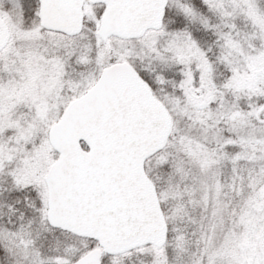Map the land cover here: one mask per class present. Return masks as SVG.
<instances>
[{
    "label": "rangeland",
    "instance_id": "374dc122",
    "mask_svg": "<svg viewBox=\"0 0 264 264\" xmlns=\"http://www.w3.org/2000/svg\"><path fill=\"white\" fill-rule=\"evenodd\" d=\"M41 7L0 0L10 33L0 50V264H70L97 249L101 264H263L264 217H242L239 192L264 148V0H166L161 27L131 38L100 35L104 4L86 1L74 36L45 28ZM118 65L170 120L144 164L166 237L107 254L49 225L47 176L60 154L47 146L51 126ZM184 136L192 145L174 150ZM242 138L262 142L244 152Z\"/></svg>",
    "mask_w": 264,
    "mask_h": 264
},
{
    "label": "water",
    "instance_id": "95a60500",
    "mask_svg": "<svg viewBox=\"0 0 264 264\" xmlns=\"http://www.w3.org/2000/svg\"><path fill=\"white\" fill-rule=\"evenodd\" d=\"M40 1L43 25L79 32L84 0ZM92 1L107 4L101 36L133 37L157 28L165 5V0ZM9 36L0 16V50ZM169 128L165 109L129 66L106 70L50 131L61 152L47 176L52 223L95 238L109 254L163 242L165 223L143 161L162 146ZM70 264H101V251Z\"/></svg>",
    "mask_w": 264,
    "mask_h": 264
},
{
    "label": "trees",
    "instance_id": "16d2710c",
    "mask_svg": "<svg viewBox=\"0 0 264 264\" xmlns=\"http://www.w3.org/2000/svg\"><path fill=\"white\" fill-rule=\"evenodd\" d=\"M60 44H61V42H60ZM258 73H261V70H259ZM176 139L177 140H175V142L172 144V147L174 148V150H175V147L178 146V144H180L182 142H184L187 147L192 145L190 143V139L186 138L185 136L181 140H180V138H179V140H178V138H176ZM239 142L243 146L242 151L250 152L251 149L254 148L255 146L259 145V143H261L262 140L252 139V138H249V139L242 138L239 140ZM47 148H48V151L50 152V154L54 153V156H55V154L57 152L54 149V147L49 144L47 146ZM176 149H177V147H176ZM263 149L264 148H261L262 158L260 160H258L259 161L258 163H255L256 162V155H254V160H255L254 163L257 164L255 166V169H256L255 174L253 175V177L250 179L249 183L246 186L241 185L240 188L242 190H241V192H239V194H241L243 191L245 192V193H242V196L247 194L246 198H245L244 207H243L244 213L242 214V217H244L246 214V216L249 217V219H252V222L256 221V224H258L259 221H262V218L264 217V174H262V173H264V150ZM249 155H251V154H249ZM189 158H191V157H189ZM223 159L224 158H222L221 160H223ZM31 174H33V172H31ZM250 185H251L250 190L245 191ZM49 225L54 227L50 222H49ZM54 228L55 229H61L58 227H54ZM62 230H63V232H69L73 235H76L75 233H72L68 230H64V229H62ZM59 245H60V247L62 246V244H59ZM59 245H56V246H59ZM56 246L53 247L54 250H57ZM87 246H88V244L83 245V247L80 246L79 251H76V252L82 251ZM55 260H58V259H55ZM38 263H39V261L37 259L33 260V262H32V264H38Z\"/></svg>",
    "mask_w": 264,
    "mask_h": 264
},
{
    "label": "bare ground",
    "instance_id": "6f19581e",
    "mask_svg": "<svg viewBox=\"0 0 264 264\" xmlns=\"http://www.w3.org/2000/svg\"><path fill=\"white\" fill-rule=\"evenodd\" d=\"M48 192H49V194H50V187H49V184H48Z\"/></svg>",
    "mask_w": 264,
    "mask_h": 264
}]
</instances>
